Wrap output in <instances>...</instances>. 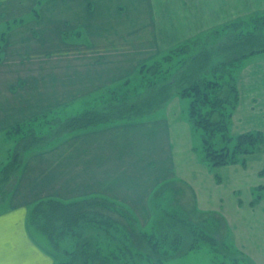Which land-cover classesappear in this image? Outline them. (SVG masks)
<instances>
[{"label": "crops", "instance_id": "obj_1", "mask_svg": "<svg viewBox=\"0 0 264 264\" xmlns=\"http://www.w3.org/2000/svg\"><path fill=\"white\" fill-rule=\"evenodd\" d=\"M3 1L0 21L22 17L14 8L4 13ZM35 1L27 0L26 10ZM198 1L183 27L169 8H155L152 0H44L39 15L0 32V132L53 109L81 110L85 100L124 82L141 64L174 46L180 35L177 27L183 41L264 11V2L252 8L244 1L241 14L227 18L225 0ZM206 11L210 21L211 14H218L214 17L220 21L201 27ZM82 27L85 37L83 30L76 40L67 37L69 30ZM153 120L150 116L108 122L71 134L28 158L25 153L7 207L0 210V264H55L53 253L37 245L27 229L29 205L43 198L101 196L140 211L155 191L173 189L189 198L194 212L211 210L213 198L219 204L221 195L202 189L198 174H176L167 124ZM142 134L152 146L146 157L141 155L149 146L139 142ZM214 183L220 184L218 178Z\"/></svg>", "mask_w": 264, "mask_h": 264}, {"label": "rangeland", "instance_id": "obj_2", "mask_svg": "<svg viewBox=\"0 0 264 264\" xmlns=\"http://www.w3.org/2000/svg\"><path fill=\"white\" fill-rule=\"evenodd\" d=\"M43 1H35L32 9H35L36 12H33L32 9L30 11L26 10L27 0H4V13L7 14L6 10L12 8L18 9L17 12L22 13L20 17L22 16V19H24L19 22V19L14 21L11 19L13 17H10V20L6 22L0 21V32L4 29L13 28L15 24L26 23L28 17L39 15ZM152 1L153 7L155 8L158 6L169 8L171 15L173 17L176 16L175 22L183 27L189 23V21L184 20L185 16L190 18L191 11L199 4L198 0ZM244 1L249 3L252 8H260L262 6L261 3L264 2V0H225L222 6L223 9L226 7L227 18L241 14V4L245 3ZM258 1L259 3L257 4ZM121 4L122 9H126L128 6L124 3ZM262 12L264 11H259L254 18L256 20H261V17L264 16ZM208 15L209 13L206 11L207 17H204V25L202 24L201 27H207L209 24L220 21L218 17H214V15L218 14H211V21ZM222 17H224V15ZM154 18L157 19L155 15ZM183 23L185 24L183 25ZM235 25L240 26L239 31L244 33V35L253 30L255 32V29L251 27L252 24L250 23L241 26L239 22H236ZM156 29L159 28L156 27ZM82 30L84 31L82 37H85L86 30L84 27L77 31L69 30V32H67V34L69 33L67 37L70 40H76L78 39V31L81 32ZM175 30L180 34L178 37L175 36L176 45L182 40L179 39L182 38V33L178 27ZM232 32L233 30L231 32L229 31L230 34ZM220 33L223 35L224 31ZM222 35L214 41L221 39ZM213 38V36L204 35L196 39L191 44V53H196L203 44L210 42ZM160 55H162V53H160ZM234 65L232 71H234L235 84L237 83V88L239 90V102L231 114L232 116L229 122L228 132L232 138L231 142L227 144L222 143L218 135L214 134L211 138L214 144V146H211L213 149H209V147L205 146L201 141L202 131L193 128L188 121L186 122L189 100L185 97H173L163 108L153 112L151 115L152 119H154L153 121H161L160 123L163 122L167 124L174 157L176 156L173 161L176 174L180 173L187 178L188 173L198 174L201 178L200 183H202V189H206L208 194L212 192V194L221 195L222 199H220L221 201L219 204H215L216 199L213 198L211 210L206 212H194L191 210V204L187 201L189 198L186 196H179V194L183 193H179L178 190L171 189L170 191L165 190V192L164 190H161L162 192L157 190L151 197L149 196L150 198L148 197V205L146 207L144 205L141 206L145 210L130 211L129 206L127 207L118 201L98 196L104 198L107 203L106 209L108 210H104L105 214L109 215L117 222L124 224L126 229L120 227L117 231H112L113 235H115L111 239H108L107 236H111L109 232L101 230L96 233L92 224L82 227V223L80 224V229L75 227L73 234L69 232L61 239L58 252L52 250V247L42 233L27 223L28 233L32 236L35 243L43 248L49 249L50 252L52 250L57 256L55 258V264L60 261L65 262L68 260V252L73 250L76 245L82 244L89 239L92 243H95L99 241L98 238H102L101 241L106 243L105 251L107 253L110 252L118 257L119 263H125V259H127L126 264H157L158 262L161 264H264V188H261L264 187V175L260 174V171L264 167V139L257 145H254V147L244 144L240 149L235 148L237 143L236 135L240 133H261V135L264 136V51L248 55ZM136 77H132L131 81H137L138 77ZM136 83L138 82H135V86ZM131 84L129 87H131ZM115 87H117V85H115ZM125 87L126 86L120 85L116 88V91H123L127 88ZM75 109L80 110L78 107L53 110L58 112L57 117L66 118L67 116L79 112L78 110L75 112ZM70 111L74 113H70ZM54 113L49 114L47 119L52 118ZM39 120H42L43 123L39 125L38 121H36L35 129L37 132H40L41 135L48 134L49 124L45 123L43 119ZM160 123L154 126L151 135H154L153 133L157 131ZM18 125L21 124H16L13 126L14 128L11 127V129L13 128L15 137L16 134H19L17 131L18 127L21 129L20 134H24L26 130H29L26 124L22 127ZM5 132L6 131L0 132V167L8 162L11 153L10 148H12L13 143H15V139L13 137L12 139H8ZM140 138V143L149 146L141 155L142 157H146L152 152L150 149L151 144L149 141L145 140L143 134ZM54 140L56 144L58 141H61L59 137ZM51 141L53 140H46V142L41 145H49ZM224 146H226L227 149L221 151H224L223 153H225V155H228L229 152L230 154L232 152L236 153H234L235 162L216 166L208 164V159L214 160L217 157L215 156L217 154L213 156L212 153L217 152ZM43 150H45V148L29 150L30 152H26L28 153L26 158L31 154ZM215 178H218L220 184L214 183ZM85 197H80L75 200ZM66 201H74V199ZM7 203L4 202L0 210L7 207ZM29 206L30 212L33 204ZM168 215H172L176 218L170 219ZM180 218L185 220L189 225L186 227L183 224L176 225L175 231L167 227V225V228L165 227V223H172L173 220ZM191 223L199 225L198 231L196 232V241L194 242L191 236V230L194 229L195 226L193 227ZM126 230L135 231V235L144 232L153 242H161L159 251L157 252L152 249L153 243L148 244L147 242H142L140 244V242L137 241L133 242V250L129 251L126 244L129 243L130 240L127 238V235L124 236ZM168 230L169 233L172 232L173 235L170 236L169 234L170 241H163V237L166 238L168 235ZM75 235H77V244L74 246L73 241L76 237ZM179 240L180 242L178 243ZM192 242L194 246L191 248ZM181 249H185V252L180 253Z\"/></svg>", "mask_w": 264, "mask_h": 264}, {"label": "trees", "instance_id": "obj_3", "mask_svg": "<svg viewBox=\"0 0 264 264\" xmlns=\"http://www.w3.org/2000/svg\"><path fill=\"white\" fill-rule=\"evenodd\" d=\"M41 1L43 0H39V2ZM32 11L36 12L35 9H32ZM257 13L259 11L250 13L245 17L231 19L220 26L189 37L161 52L162 55L159 54L147 63L141 64L132 76H137V81L132 82V77L127 78L124 82L117 84V87L120 85L127 87L123 91H116L117 87L113 86L110 90L101 92L95 99L85 100L84 107L76 114L61 118L57 117L58 112L56 110H50L18 125L22 127L26 124L29 130H26L24 134H20L21 129L18 127L19 134H16V137L13 133L14 127L10 128L6 135L9 138L13 137L15 143L11 149L8 162L0 167V207L7 200L17 183L26 152L44 149L55 143L54 139L58 137L60 140L71 134L108 122L149 118L153 112L163 108L175 96L185 97L189 100L187 121L193 128L202 131L201 141L205 146L213 149L211 146H214V144L211 138L214 134L218 135L222 143L231 142L232 138L228 132L229 122L231 114L239 102V90L237 83L235 84L234 71H232L234 64L248 55L264 51V16L261 17V20H256L254 17ZM262 13L264 15V12ZM21 21H23L22 17L19 18V22ZM236 22H239L241 26L247 23L252 24L251 27L255 29V32L253 30L244 35L239 31L240 26L235 25ZM232 30L233 32L230 34L229 31ZM221 31H224L223 35L220 33ZM204 35L213 36L214 38L203 44L196 53H191L192 42ZM221 35V39L214 41ZM135 82H138L136 83L138 87L135 86ZM130 84L131 87H129ZM52 113H54V116L47 119V116ZM39 119H43L45 123L49 124L48 134L41 135L35 129L36 121L39 125L43 123ZM263 139L264 136L261 133H240L236 135L235 148L240 149L244 144L254 147ZM46 140L53 141L49 145L42 146L41 144H44ZM225 149H227L226 146L217 152H213L212 155L217 154L215 155L217 157L214 160L208 159V164L216 166L235 162V152H232L233 154L229 152L228 155H225L224 151H221ZM260 174L264 175V167ZM106 208L105 199L98 196L85 197L74 201L44 198L33 204L29 212L28 224L42 233L52 250L58 252L61 239L69 232L73 234L75 227L79 228L82 223V227L92 224L96 233L101 230L109 232L111 236H107L108 239L115 235L112 231L115 232L120 227L126 229L124 224L105 214L104 210ZM168 218L173 219L176 217L168 215ZM173 222L165 223V227L167 225L175 231L176 225L183 224L185 227L189 225L181 218L175 219ZM191 225L195 226L194 229L196 230H191L194 242L196 241V232L199 225L196 223H191ZM134 232L126 230L124 234L130 240L126 244L129 251L133 250L132 245L135 241L140 242V244L142 242L153 243L152 249L159 251L161 242H153L144 232L137 233L138 235H135ZM169 234L170 236L173 235L168 230V235L166 238L163 237V241H170ZM75 236L74 246L77 244V235ZM98 239L99 241L95 243H92L89 239L76 245L73 250L68 252V260L65 262L60 261L57 264L127 263V259H125V263H119L118 257L105 251L106 243L101 241L102 238ZM193 242L191 248L194 246ZM52 250L51 253H53ZM184 252L185 249H181L180 253ZM53 256L54 258L57 257L54 253ZM157 264L161 263L158 262Z\"/></svg>", "mask_w": 264, "mask_h": 264}]
</instances>
